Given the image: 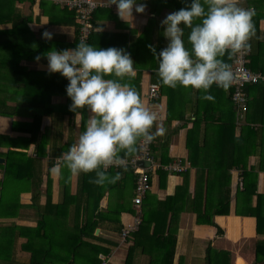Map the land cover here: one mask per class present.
<instances>
[{
	"label": "crops",
	"instance_id": "1",
	"mask_svg": "<svg viewBox=\"0 0 264 264\" xmlns=\"http://www.w3.org/2000/svg\"><path fill=\"white\" fill-rule=\"evenodd\" d=\"M98 1L110 3V0ZM141 2L146 4L145 12L134 11L133 17H126V20L119 18L115 5L99 7L94 14L95 30L89 44L101 48H124L130 53L135 76L127 82L136 89L143 105L156 115L152 131L162 130L153 140L156 155L160 161L165 154V164L180 161L185 167L184 171H189L190 185L184 193V202L182 199L181 202L186 207L192 204L197 177L202 175V171L203 176H206L210 163L229 162L233 158L229 156L231 144L235 147L234 161L246 160L249 169L257 167V193L264 195V170L259 168L260 163L264 162L263 91L253 88L250 96L252 115L254 113L255 117L254 127L261 130V139L257 140L262 147L256 148L253 139L243 140L247 131L243 130L245 123H237V113L230 98L231 87L225 91L213 85L209 90L213 99L206 100L201 98V91L179 86L173 89L159 83L156 74L158 60L148 45H153L159 51V28L163 31L161 20L185 4L183 0ZM249 2L251 5L248 0H239L240 6H251L255 14L261 15L254 25L256 35L251 40L255 42L260 39L264 43V0ZM44 31L51 32L53 39H43ZM77 35L75 13L57 0H0V103L9 105V111L12 112L11 115L0 114V158L4 160L0 164L6 165V162L12 161L11 169L15 176L10 180L18 181L8 184L6 192L11 194L19 191L22 205L17 216L9 214L7 208L3 210L5 214L0 215V231L11 225L22 227L15 233L7 230L0 233V264H30L31 252L23 248L28 240L24 228L36 227L45 206L62 200L64 177L70 181L71 194L77 192L79 178L83 177V174L72 176L62 168L61 158L85 130L86 122L92 114L87 110L76 113L69 110L71 100L66 94L68 81L59 73L48 74L47 59L44 56L53 47L57 50L75 48ZM161 36L163 41L160 49L167 43L163 32ZM37 55L41 56L39 62L35 60ZM151 83L160 86L161 96L157 100H150L147 96ZM205 136L207 145L204 142ZM242 147L244 152L239 150ZM247 154L248 158L245 156ZM120 155L122 158H131L134 154ZM190 157L196 163L194 166L191 165ZM220 167V171L211 169V175L228 172L223 169V164ZM54 168L59 171H53ZM3 169L0 168V183L5 179ZM161 173L157 172L152 177V189L148 196V203L152 207L157 206V200L173 195L177 186L184 182L183 173L176 172L164 173L161 183ZM228 173L231 175L230 213L216 215L214 218L223 232L219 234L214 225L199 224L197 214L186 208L176 221H172V225L178 227L173 264H179L180 259L181 264H206L207 248L210 245L218 251H228L231 264H244L240 263V257L246 264H254L257 243L264 239V234L257 233V220L254 216L235 213L242 169L233 167ZM112 199H115V193ZM109 200L107 194L101 200V207L106 208ZM201 203L204 205V201H200L198 206ZM256 203L255 195L252 205ZM73 207H70V217ZM133 214L123 212L120 224L100 223L97 228L99 232L96 234L95 231V235L101 240L89 239L109 249L107 258L110 264L126 262L134 241L130 237L123 242L121 231L132 222ZM157 249L152 237H145L133 249L132 264H150L152 256L158 254Z\"/></svg>",
	"mask_w": 264,
	"mask_h": 264
},
{
	"label": "clouds",
	"instance_id": "2",
	"mask_svg": "<svg viewBox=\"0 0 264 264\" xmlns=\"http://www.w3.org/2000/svg\"><path fill=\"white\" fill-rule=\"evenodd\" d=\"M183 2L184 7L160 22L166 46L158 52L153 45L148 47L158 60L160 84L198 90L202 99L211 100L213 85L226 91L234 82L231 65L224 57L231 59L250 47L255 11L240 6L239 0ZM110 4L122 20L146 9L141 0H110ZM185 29H189L187 41ZM42 38L52 40L53 34L44 31ZM44 56L48 74L59 73L68 81L69 110L92 114L77 141L62 154V168L72 176L94 173L91 182L97 185L115 183L119 173L109 176L107 170L121 164L120 154H135L142 143L153 141L162 131H152L156 115L127 82L135 76L130 53L124 48L94 47L80 41L75 48L53 47ZM35 60L39 62L41 56Z\"/></svg>",
	"mask_w": 264,
	"mask_h": 264
},
{
	"label": "trees",
	"instance_id": "3",
	"mask_svg": "<svg viewBox=\"0 0 264 264\" xmlns=\"http://www.w3.org/2000/svg\"><path fill=\"white\" fill-rule=\"evenodd\" d=\"M248 3L251 5L249 0ZM65 8L68 9L67 7ZM72 12L75 13L74 11ZM260 18L261 15L255 14L252 18L253 24L256 25L255 23L258 22ZM187 30L185 29L184 39L188 35ZM162 32V29L159 28V50L160 43L163 41L161 36ZM93 34L94 31L89 41L86 43H90ZM77 42H80L79 28ZM250 47L252 52L249 66L255 71L264 72V43L260 41V39H257L255 42L251 40ZM233 58L234 56L231 59L227 56L224 57L225 61L230 65ZM253 88H258V90H262V93H264V82L248 85L247 91L250 96ZM231 103L235 108L232 100ZM257 104L258 100H256V108ZM6 108L8 110H6ZM10 108L9 105L0 103V114L11 115L12 112L9 111ZM254 118L250 101L249 110L246 113V122H244L245 126L243 127V130L247 131V135L245 133L246 137H243V140L253 139L255 147L257 148L262 147V144L258 143L257 140V138L261 139V137H259L261 130L255 129V127L251 125L255 122ZM241 138L242 137H240V139ZM204 142L205 145H207L208 140L206 136L204 137ZM230 147L229 156L232 155L234 158L235 147L233 144H231ZM152 150L153 154L158 159L159 157L154 150V144ZM239 150L245 151L243 147ZM164 155L165 154L160 158V162L165 165L166 161H164ZM245 156L248 158L249 154ZM233 158L229 162L216 161L210 163L207 168L206 176H203L204 171H202V175L197 177L195 198L188 207L181 202V199L183 201L185 191L188 190L190 185L188 170L181 172L184 175V182L177 186L176 192L173 195H169L164 200H157L156 207H152L150 206V202L148 203V193L142 204V222L138 231L132 235L134 243L129 249L125 264L133 263L134 247L139 246L142 240L147 236L152 237L153 244L158 248V254L152 256L150 264H173L178 227L173 226L172 221H176L180 213L186 210V208L197 214V222L199 224L214 225L218 228V233L221 234L223 230L218 226L214 218L216 215L230 213L231 175H229L228 172L233 167H240L242 169L241 183L237 189L235 213L244 216H254L257 220V233L264 234V195L257 193V167L252 166L249 169L246 160L234 161L235 159ZM190 159L191 165L194 166L196 163L192 161L191 157ZM222 164L224 165L223 169L228 172L220 175H211V169L220 171V166ZM11 165L12 161L10 160L6 162V165L0 164V168H4L3 170L5 173L4 181L0 183L1 216L5 214L3 211L5 208L9 210V214L14 216H17L22 208L20 204V192L13 191L11 194L6 192L8 184L18 181V179H14L13 181L10 180L11 177L15 176L11 169ZM259 168L260 170H264V162L260 163ZM107 171L109 176H116L117 173H119V179L115 183H105L101 186L91 182L94 173L83 174V177L81 179L79 178L78 190L75 194L70 193V181L68 178H63L62 200L54 205L49 203L45 206V211L48 208L49 210L42 213L41 219L38 221L36 227L24 228L27 231L25 236H28V240L23 244V248L31 252L30 264H100L103 258L107 257L109 249L89 239L101 240L99 236L95 235V231L100 226V223L108 222L120 224V216L123 212L135 213V209L133 208V197L135 196L137 179V172L129 166L119 168L111 167ZM157 172H162L160 174L162 183L164 173L168 174V172L163 169ZM113 193H115V199H112ZM107 194L110 197L109 204L106 208H102L101 200ZM255 195L257 196V203L253 206L252 198ZM200 201H204V205L201 203L198 206ZM71 206L74 207L72 216L70 217ZM17 229L20 230L22 227L11 225L6 229H1L0 233L5 230L15 233ZM20 234L21 233H19V235ZM2 248H5V246ZM229 255L230 253L228 251H218L210 245L207 248L206 264H231V257H229ZM261 263H264V239L257 243L256 260L254 264ZM179 264H181V259L179 260Z\"/></svg>",
	"mask_w": 264,
	"mask_h": 264
},
{
	"label": "built area",
	"instance_id": "4",
	"mask_svg": "<svg viewBox=\"0 0 264 264\" xmlns=\"http://www.w3.org/2000/svg\"><path fill=\"white\" fill-rule=\"evenodd\" d=\"M57 2L75 12L79 28V40L85 42L89 41L91 34L95 30L94 14L96 10L99 7L111 6L108 2L98 0H57ZM247 8L253 9L251 6ZM251 52V47L242 50L234 56L231 65L234 74V82L231 86V100L237 111V123L239 125L246 122V113L249 110L250 95L247 91V86L264 82V72L255 71L249 66ZM147 96L150 100L160 98V86L156 83L149 84ZM251 125L255 126L254 123ZM153 143L154 141L142 143L135 155L131 158H122L121 164L114 167L129 166L137 172L135 196L133 197L135 213L133 214L132 222L126 224L122 229L121 237L123 242L132 237L141 225L142 204L144 198L152 189L153 175L161 169L167 171L169 174L185 170L180 161L162 164L153 154ZM100 264H110L109 258H103Z\"/></svg>",
	"mask_w": 264,
	"mask_h": 264
},
{
	"label": "rangeland",
	"instance_id": "5",
	"mask_svg": "<svg viewBox=\"0 0 264 264\" xmlns=\"http://www.w3.org/2000/svg\"><path fill=\"white\" fill-rule=\"evenodd\" d=\"M239 257H240V256H238L237 258H239ZM240 259H241L240 263H244V264H246L245 260H244L242 257H240Z\"/></svg>",
	"mask_w": 264,
	"mask_h": 264
},
{
	"label": "water",
	"instance_id": "6",
	"mask_svg": "<svg viewBox=\"0 0 264 264\" xmlns=\"http://www.w3.org/2000/svg\"><path fill=\"white\" fill-rule=\"evenodd\" d=\"M4 160L2 158H0V162H3ZM141 164L143 165V163L141 162ZM99 232V229H96V234Z\"/></svg>",
	"mask_w": 264,
	"mask_h": 264
}]
</instances>
